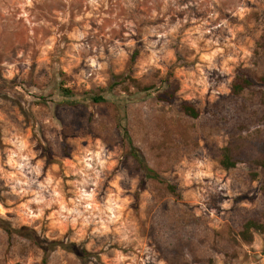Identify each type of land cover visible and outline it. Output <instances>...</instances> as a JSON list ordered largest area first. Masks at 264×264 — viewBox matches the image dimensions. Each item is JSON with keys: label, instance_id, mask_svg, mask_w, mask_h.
<instances>
[{"label": "rangeland", "instance_id": "rangeland-1", "mask_svg": "<svg viewBox=\"0 0 264 264\" xmlns=\"http://www.w3.org/2000/svg\"><path fill=\"white\" fill-rule=\"evenodd\" d=\"M260 77L264 0H0V264H264V234L241 236L264 224ZM238 78L252 83L239 96ZM18 139L41 164L25 175L59 181L68 207L81 177L66 173L102 145L105 167L92 162L101 174L85 190L101 211L113 197L118 219L102 226L112 214L93 210L86 227L54 224L59 205L33 219L31 192H12ZM23 228L48 256L5 230Z\"/></svg>", "mask_w": 264, "mask_h": 264}, {"label": "clouds", "instance_id": "clouds-1", "mask_svg": "<svg viewBox=\"0 0 264 264\" xmlns=\"http://www.w3.org/2000/svg\"><path fill=\"white\" fill-rule=\"evenodd\" d=\"M239 14H242L239 13ZM175 29H173L174 31ZM195 42L192 43V47H195ZM153 53V57H155ZM215 55V53H213ZM204 59H209V57H204ZM16 151L9 154L7 163L17 169L18 175L23 179L16 180V185L20 186L17 190L16 186H12V192L15 195H28L31 192V195L34 199L30 200L29 204H36L39 207L33 212L30 208L28 209V214L33 219H40L44 216L45 209H51L53 205H59V208L56 211H53L48 217L49 220H52L54 224L71 223L72 226H75L77 222H81L85 227L97 220V217L94 215L93 210L101 211L99 206L95 203L96 192H88L85 189L90 184H95L98 182L101 172L96 170L93 167V161H95L99 168L102 170L105 167L106 161L103 159L104 148L102 145H97L98 150L96 152L91 151L90 149H83L82 155L77 156L79 167L77 171L66 173L71 175H76L81 177V179L72 181L74 189V199H71L69 203L72 207H68L67 204L63 202V197L61 192L57 189L60 187V182L57 181L55 187H53V179L49 176L43 183H38L36 179H29L25 175V171L29 175L39 177L41 174V164L38 162L36 166H32L30 158L28 155L23 153L27 149L28 145L26 141L18 139L15 142ZM34 158V157H33ZM73 168H76L77 165H72ZM92 173V175L89 174ZM15 179V177H13ZM38 185L37 191H32L31 186ZM25 186L27 191H25ZM51 189V191H50ZM45 193H48L47 198ZM116 200L113 197H109L107 201V206L101 211V214H112L107 216V220H100L99 223L103 226L105 223H114L117 216H115ZM22 207H27L22 205ZM99 231V229H97Z\"/></svg>", "mask_w": 264, "mask_h": 264}, {"label": "trees", "instance_id": "trees-1", "mask_svg": "<svg viewBox=\"0 0 264 264\" xmlns=\"http://www.w3.org/2000/svg\"><path fill=\"white\" fill-rule=\"evenodd\" d=\"M257 80L259 82L264 83V78H257ZM252 85V83L245 78H238L234 85H233V91L232 93L234 95H241L247 88H249ZM63 93L65 97L68 98H75L72 91L68 90V89H63ZM92 101H94L95 103H99L102 99L101 97H92L91 98ZM181 109L182 111L189 117L193 118V119H197L199 117V112L189 103L187 102H183L181 104ZM264 119V118H263ZM224 165L227 166V168H232L235 166V164L233 163V161L230 158H227L224 161ZM264 167V164H263ZM6 232L10 235V236H14L17 235L23 239H27L30 240L31 242H33V244L35 246H37L38 248H40L41 250H43L45 252V254L48 256L50 253V249L49 247H47L42 241L41 239L38 237L37 233L34 231H31L28 228H23L20 230H11V229H5ZM253 231H258L262 234H264V224H257L254 221H250L248 222L245 227L244 230L241 234V236L243 237V240L245 241H249L251 239V235L253 233ZM50 248L56 250L59 246L58 243H51ZM64 249V248H63ZM68 252L74 253L77 257H79L81 260H85V257L83 255L86 256V252H81L79 249H76V245H72L71 247H67L66 249ZM88 258V255L86 256Z\"/></svg>", "mask_w": 264, "mask_h": 264}]
</instances>
